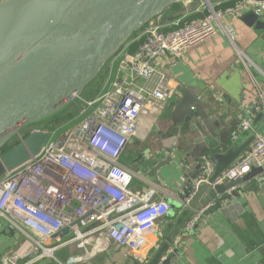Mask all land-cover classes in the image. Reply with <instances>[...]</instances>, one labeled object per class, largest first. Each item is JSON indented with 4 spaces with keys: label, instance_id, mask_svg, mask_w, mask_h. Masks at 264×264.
<instances>
[{
    "label": "built area",
    "instance_id": "1",
    "mask_svg": "<svg viewBox=\"0 0 264 264\" xmlns=\"http://www.w3.org/2000/svg\"><path fill=\"white\" fill-rule=\"evenodd\" d=\"M204 10L191 20L165 23L156 18L145 24L107 64L98 95L77 99V121L55 139L56 127H50L43 148L0 178V217L21 235L6 264L56 260L58 251L71 247L83 251L78 257L88 256L86 244L95 238L101 245L140 250L158 232L170 205L157 197L162 192L156 186L134 190L136 175L120 158L137 135L140 118L164 109L176 93L160 62L168 56V64H175L186 49L218 32L236 48L229 20L248 12L261 17L264 0H231L228 5H206ZM236 51L247 64L248 57ZM257 91L254 109L264 110V90L257 86ZM252 116L241 118L238 130L253 129ZM251 167L264 174V131L256 133L250 149L216 183L241 178ZM201 181L195 183L186 204ZM199 212L184 231L193 228Z\"/></svg>",
    "mask_w": 264,
    "mask_h": 264
},
{
    "label": "crops",
    "instance_id": "2",
    "mask_svg": "<svg viewBox=\"0 0 264 264\" xmlns=\"http://www.w3.org/2000/svg\"><path fill=\"white\" fill-rule=\"evenodd\" d=\"M208 1L215 6L231 0ZM204 3L203 0L184 2L183 11L170 8L157 18L171 23L179 13L182 15L176 21L200 17L205 12ZM249 16L252 13L229 20L236 34V48L218 32L186 49L175 64H168V56L160 62L176 93L164 109L140 118L137 135L120 158L121 164L136 175L132 182L134 190L156 186L162 192L157 197H163L170 205L167 217L146 246L127 250L112 243L101 245L95 238L86 244L88 256L78 257L83 251L71 247L58 251L56 260L43 258L29 264H145L163 241L164 224L175 221L191 201L185 203L198 178L224 171L250 149L256 133L264 131V113L254 109L258 102L257 86L264 90V19L256 17L261 24L256 26ZM236 50L248 57L247 64L242 63ZM185 92L201 99L207 115L235 127V134L230 137V144L234 145L230 161L223 164L209 161L205 170L196 169L193 157L185 155L197 132L188 128L187 120L176 126L171 123L173 116L180 118L175 106ZM251 113L253 129L237 130L241 118ZM244 176L246 183L233 188L240 189L239 197L209 203L193 221V228L182 232L175 242L177 252L169 249L164 255L171 257L170 264H264V174L251 167ZM20 240L21 235L0 217V264H6ZM69 257L76 261L69 263Z\"/></svg>",
    "mask_w": 264,
    "mask_h": 264
},
{
    "label": "water",
    "instance_id": "3",
    "mask_svg": "<svg viewBox=\"0 0 264 264\" xmlns=\"http://www.w3.org/2000/svg\"><path fill=\"white\" fill-rule=\"evenodd\" d=\"M191 1L0 0V178L43 148L50 138V121L81 98L145 24L170 8L183 11L184 2ZM250 18L261 25L254 14ZM200 101L190 92L183 93L175 106L180 118L173 116L171 123L176 126L187 120L188 128L197 132L185 155L193 157L196 169L205 170L209 161L231 160L230 137L236 129L207 115ZM18 133L23 138L1 152ZM222 170L198 178L204 182L175 221L164 224L163 241L145 264H170L171 257L164 255L169 249L177 252L175 242L190 219L215 200L239 197L240 189L233 188L245 184L247 177L216 183Z\"/></svg>",
    "mask_w": 264,
    "mask_h": 264
},
{
    "label": "trees",
    "instance_id": "4",
    "mask_svg": "<svg viewBox=\"0 0 264 264\" xmlns=\"http://www.w3.org/2000/svg\"><path fill=\"white\" fill-rule=\"evenodd\" d=\"M229 3V2H228ZM228 3H225L228 5ZM225 6V5H224ZM199 17V16H198ZM198 17H191L187 20H191V19H194V18H198ZM176 19V16L174 17ZM174 19V20H175ZM136 44H133V46L130 48V51H133L134 48H135ZM103 74H101L98 78H96L94 81H92L84 90L81 98L83 99H93L94 97H96L99 93V89H100V83H101V80L103 79ZM79 101H74L72 103V105H70V109L67 113H62L56 117H54L51 121H50V127H55V126H58L59 123H64V122H68L69 120H72L73 117L75 116V112H74V109H76L77 105H78ZM10 147L12 146H7L5 148V150L9 149Z\"/></svg>",
    "mask_w": 264,
    "mask_h": 264
},
{
    "label": "rangeland",
    "instance_id": "5",
    "mask_svg": "<svg viewBox=\"0 0 264 264\" xmlns=\"http://www.w3.org/2000/svg\"><path fill=\"white\" fill-rule=\"evenodd\" d=\"M103 79L101 80V83H100V89H99V92L101 91V89H102V87H103ZM72 105V104H71ZM70 107L71 106H69V108H67V110L64 112V113H67L68 111H69V109H70ZM75 110L76 109H74V112H75ZM74 119V121L73 120H69L68 122H62V123H59V125L58 126H55L56 127V130H55V132H54V134H53V136H52V138H57L59 135H61L62 133H63V131L65 130V129H67L68 127H70L73 123H75L76 121H77V119L74 117L73 118ZM54 127V128H55Z\"/></svg>",
    "mask_w": 264,
    "mask_h": 264
},
{
    "label": "flooded vegetation",
    "instance_id": "6",
    "mask_svg": "<svg viewBox=\"0 0 264 264\" xmlns=\"http://www.w3.org/2000/svg\"><path fill=\"white\" fill-rule=\"evenodd\" d=\"M20 136H23V133H18V134H16V136L10 141V143L7 145V146H13L14 144H16L17 142H18V138L20 137ZM6 146V147H7ZM5 147V148H6ZM5 148L1 151V152H4L5 151Z\"/></svg>",
    "mask_w": 264,
    "mask_h": 264
}]
</instances>
